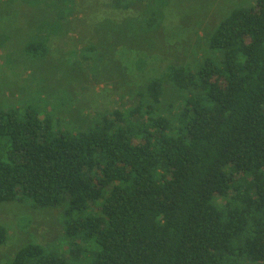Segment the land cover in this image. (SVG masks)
I'll return each instance as SVG.
<instances>
[{
	"label": "trees",
	"instance_id": "1",
	"mask_svg": "<svg viewBox=\"0 0 264 264\" xmlns=\"http://www.w3.org/2000/svg\"><path fill=\"white\" fill-rule=\"evenodd\" d=\"M156 12L131 23L154 28ZM49 25L30 59L46 56ZM207 36L87 129L54 120L58 105H0V205L61 208L67 242L6 264H264V0Z\"/></svg>",
	"mask_w": 264,
	"mask_h": 264
},
{
	"label": "rangeland",
	"instance_id": "2",
	"mask_svg": "<svg viewBox=\"0 0 264 264\" xmlns=\"http://www.w3.org/2000/svg\"><path fill=\"white\" fill-rule=\"evenodd\" d=\"M254 1L0 0V105H58L54 120L87 129L99 115L133 106L134 92L168 66L192 62L230 10ZM158 10L154 28L137 26ZM136 19L137 28L131 23ZM42 22L51 26L47 53L32 60L23 49L34 38H47L36 30ZM61 213L0 205V226L7 230L0 264L27 244L62 254L67 242Z\"/></svg>",
	"mask_w": 264,
	"mask_h": 264
}]
</instances>
